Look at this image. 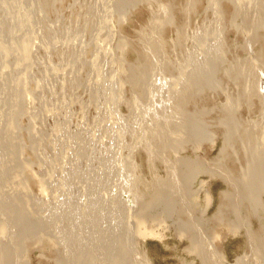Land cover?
Returning a JSON list of instances; mask_svg holds the SVG:
<instances>
[{"label": "rangeland", "instance_id": "374dc122", "mask_svg": "<svg viewBox=\"0 0 264 264\" xmlns=\"http://www.w3.org/2000/svg\"><path fill=\"white\" fill-rule=\"evenodd\" d=\"M0 264H264V0H0Z\"/></svg>", "mask_w": 264, "mask_h": 264}, {"label": "bare ground", "instance_id": "6f19581e", "mask_svg": "<svg viewBox=\"0 0 264 264\" xmlns=\"http://www.w3.org/2000/svg\"><path fill=\"white\" fill-rule=\"evenodd\" d=\"M150 234V233H149Z\"/></svg>", "mask_w": 264, "mask_h": 264}]
</instances>
